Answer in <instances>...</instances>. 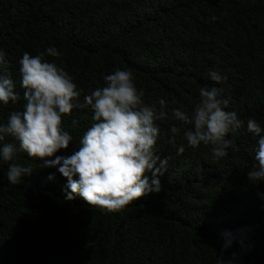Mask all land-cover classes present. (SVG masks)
Segmentation results:
<instances>
[{"label":"trees","instance_id":"16d2710c","mask_svg":"<svg viewBox=\"0 0 264 264\" xmlns=\"http://www.w3.org/2000/svg\"><path fill=\"white\" fill-rule=\"evenodd\" d=\"M49 47L61 55L49 56ZM0 49V69L20 94L16 103H0V124L24 109L25 52L62 67L81 103L121 69L133 73L146 104L165 99L168 113L156 121L157 154L168 158L162 190L119 212L79 196L66 200L70 189L58 168H43L5 136L0 144L18 153L0 161V264H264V181L247 177L259 139L247 120L264 128V0H0ZM214 70L227 79L212 81ZM214 86L224 89L226 110L244 122L226 137L235 147L220 159L211 145L190 147L185 133L192 125L172 118L173 109L191 117L199 90ZM93 116L90 106L63 116L73 139L47 159L77 151ZM11 163L34 171L12 184Z\"/></svg>","mask_w":264,"mask_h":264},{"label":"clouds","instance_id":"9594fccd","mask_svg":"<svg viewBox=\"0 0 264 264\" xmlns=\"http://www.w3.org/2000/svg\"><path fill=\"white\" fill-rule=\"evenodd\" d=\"M46 51L52 57L61 55L55 47ZM4 62L5 52L0 49V66ZM19 64L26 103L22 111L9 115L6 125L0 124V142L5 136L14 137L19 142V151L43 160V168H58L67 179L66 188L70 191L65 199L68 201L79 196L87 205L119 212L131 202L162 190L160 177L167 172L168 158L161 159L157 154L160 128L156 121L168 117L165 99L146 104L144 92L134 83L133 73L117 69L104 77L105 86L84 96L81 103L82 92L72 77L62 67L48 62L44 54L31 56L25 52ZM209 75L218 84L227 79L215 70ZM223 93L222 87L201 88L200 102L191 117L179 109L172 110V118L192 125L185 133L189 146L211 145L216 159L226 157L227 149L235 147L234 141L226 137L244 126L234 111L226 110L229 99H225ZM19 100L20 94L15 91L10 74L0 69V103L7 105ZM89 106L94 112V123L83 134L78 150L71 156L47 159L67 149L73 139L63 128V116ZM247 131L259 137L255 153L257 164L247 172V177L250 182L264 181V135H261L264 128L249 118ZM171 132L176 134L179 129L173 126ZM172 142H175L174 137ZM184 151L181 145L178 152ZM17 153L13 144H0V161H14ZM33 171L30 166L11 163L8 180L16 184ZM53 178L50 174L49 179ZM236 255L233 253V258ZM220 261L233 264L232 260Z\"/></svg>","mask_w":264,"mask_h":264}]
</instances>
